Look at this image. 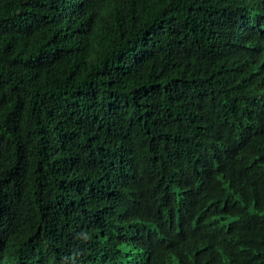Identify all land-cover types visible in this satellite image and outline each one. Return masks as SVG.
Here are the masks:
<instances>
[{"label":"trees","instance_id":"trees-1","mask_svg":"<svg viewBox=\"0 0 264 264\" xmlns=\"http://www.w3.org/2000/svg\"><path fill=\"white\" fill-rule=\"evenodd\" d=\"M0 264H264V0H0Z\"/></svg>","mask_w":264,"mask_h":264}]
</instances>
